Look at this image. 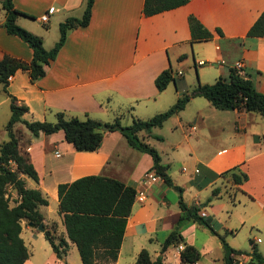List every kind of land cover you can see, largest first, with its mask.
Here are the masks:
<instances>
[{"label": "crops", "instance_id": "0c3cea01", "mask_svg": "<svg viewBox=\"0 0 264 264\" xmlns=\"http://www.w3.org/2000/svg\"><path fill=\"white\" fill-rule=\"evenodd\" d=\"M2 1L0 59L8 54L30 61L32 49L5 30ZM143 2L94 0L88 25L67 33L55 59L46 66L45 75L32 81L27 71L19 69L9 78L6 91L2 88L5 98L13 95L19 103L28 106L23 115L28 121H48L59 110L68 116L90 117L104 123L113 122L117 117L121 119L126 111L133 110L136 118L147 119L171 106L178 96L184 93L191 96L184 109L156 127L161 130L169 122L168 133H155L153 129L151 134L139 133L143 141L158 151L172 185L166 184L160 176L154 182L143 181L144 174L154 170L152 157L130 146L117 130H104L100 147L86 152L76 151L64 139L61 130L33 136L24 125L15 126L22 133L20 148L28 153L39 175L33 188L48 196V205L39 208L44 230H49L56 238L66 239L68 249L63 260L67 263L71 261L70 250L77 248L66 236L63 215L58 212L57 190L60 183L82 176L115 178L136 192L144 193L143 200L135 196L114 264H120L121 260L133 264L142 248L148 249L153 258L161 255V244L179 219L180 198L188 206H200L201 214L210 219L213 228L219 233L221 229L224 231L221 234L225 233L229 245L227 236L235 233L231 225H221L216 216L218 211L222 213L228 203L235 204L240 196L255 212L264 213V118L242 109H218L207 99L200 100L202 96L193 91L189 93L187 89L188 82L190 79L194 82V78H187L184 73L172 82L171 96L166 90L171 83L159 91L154 82L156 76L169 67L175 74V62L184 66L191 53L193 60H198L197 64L210 60L219 64L213 81L203 79L200 68L195 87L199 83L214 82L219 76L228 77L231 64L239 60L243 65L240 70H244L255 88L264 93V35H247L264 10V0H189L184 5L150 16L143 14ZM13 4L28 15H19L17 24L40 36L44 47L50 49L58 40L49 39L50 30L59 31V24L67 17H80L86 0H13ZM50 8L48 21L41 22L40 16ZM190 14L211 31L210 39L191 40ZM34 20L42 28L33 27L30 21ZM202 45H209L213 52H206ZM221 60L226 64H221ZM50 154L62 158L61 161L51 165ZM231 170L244 173L247 178L235 183L229 173ZM215 187L221 189L219 196L208 202ZM215 224L219 228H215ZM24 229L38 228L23 220L21 234ZM204 229L208 228L193 221L180 227L184 242L200 253V258L191 264H198L201 258L215 261L218 257L224 263L219 238L206 234ZM252 240L255 244L259 241L257 237ZM185 243L179 245L184 247ZM150 245L156 246L151 250ZM179 245L169 247L162 254L164 264H170L167 253L173 256L172 264H186L180 261ZM256 246L258 248V244ZM244 255L250 259L248 254ZM51 257L57 259L53 252Z\"/></svg>", "mask_w": 264, "mask_h": 264}, {"label": "trees", "instance_id": "16d2710c", "mask_svg": "<svg viewBox=\"0 0 264 264\" xmlns=\"http://www.w3.org/2000/svg\"><path fill=\"white\" fill-rule=\"evenodd\" d=\"M189 0H144L142 12L150 16L165 10L184 5ZM94 0H86L85 8L80 17L70 16L59 24V38L50 49H46L40 36L17 24L19 15L28 16L16 9L13 0H3L5 10L4 27L8 34L16 35L32 49L30 61L5 54L0 59V83L4 91L9 78L19 69L28 72L32 81L45 75L46 66L54 60L59 49L64 44L67 33L77 27L88 25ZM32 17V16H31ZM33 18V17H32ZM191 40H208L212 33L194 15L188 16ZM222 34L220 29H217ZM248 36L264 35V10L247 32ZM196 65V63H195ZM175 81L173 70L169 67L160 72L154 82L162 91ZM193 92L207 99L218 109H242L247 112L260 114L264 118V93L258 91L252 79L244 72L231 68L228 77L219 76L212 83H199ZM10 98L11 114L5 125L8 139L0 143V264H24L29 257V251L21 237L22 221L32 223L37 228L43 223L40 206L48 205V196L37 188L27 187L23 176L38 182L39 175L27 152L20 148L22 133L15 126L22 124L33 136L39 133L52 134L63 131L64 139L71 143L76 151H95L102 142L106 130L121 132L130 146L148 153L152 157L153 169L163 179L172 185L167 174V166L161 163L158 151L139 137L140 131L151 134L152 129L161 127L172 115L178 113L190 100V94L184 93L177 97L165 111L141 119L134 117L130 125L123 126L117 117L110 123L86 117L80 119L68 116L64 111L55 112V121H28L23 115L28 106L19 103L13 95ZM161 139L160 136H157ZM228 173V172H226ZM235 183L247 178L246 174H237L235 170L229 172ZM9 188L15 192L10 198ZM179 191L181 188L177 187ZM58 212L63 215L67 238L75 244L82 264H114L123 240L127 218L135 200L136 190L123 182L101 175H86L71 182L58 185ZM220 187L213 188L208 202L219 196ZM181 210L177 224L161 244L160 253L152 257L148 249L138 251L133 264H164L162 254L171 246L185 243L180 227L187 221L196 222L209 229L216 235L223 247L224 264H236L235 255L244 252L232 248L225 239V233L217 232L209 218L203 217L200 206H188L182 198L179 199ZM49 241L53 254L57 259H63L68 249L64 237L56 238L49 230L43 231ZM251 251L249 264L264 263V256L259 252L256 244L250 239ZM181 263H195L200 258L199 251L191 244H184L179 253Z\"/></svg>", "mask_w": 264, "mask_h": 264}, {"label": "rangeland", "instance_id": "374dc122", "mask_svg": "<svg viewBox=\"0 0 264 264\" xmlns=\"http://www.w3.org/2000/svg\"><path fill=\"white\" fill-rule=\"evenodd\" d=\"M30 22L33 27L42 28L41 27L42 25H39L36 20L30 21ZM52 32H54V34ZM58 36H59V31L50 30V37H49L50 40L53 39V37L54 39H58ZM200 44H205V43H200ZM202 47L208 53L213 52L212 48L209 45H202ZM197 61H198L197 59L196 61L193 60V56L190 53L188 57V62L184 66H178L177 62H175V64L173 65L175 77L178 76L177 71L181 69L182 74L184 73L187 78L188 76L190 78H194V82H191V79H190V82H188L189 86L187 89L189 90V93L195 89L196 79L199 77L198 70L200 68H201L200 71L202 73V78L213 81L212 77L214 73H216V68L219 65L218 63H215L213 60H210L206 63L199 64V65L196 63ZM2 88L3 87L0 83V143L8 139V134L5 129V125L7 121L9 120V117L11 114L10 98H5ZM166 90L167 92H170V96H171L172 90H174V85L172 82L169 85V87H167ZM200 100H203L205 102L206 99L204 97H201ZM133 116L135 117L137 116L134 110L126 111L125 115L122 116V118L120 119L121 124L123 126L130 125L132 122V119L134 118ZM48 121H51V122L55 121V115H52L48 119ZM169 124H170L169 122L166 123L165 127L161 130L157 128H153V130L155 133H158V132L168 133ZM17 126H21V124ZM24 129L28 131L26 128ZM142 133H146V132L142 131ZM21 141H22V138H21ZM155 143L159 144L160 142L155 141ZM20 146H22L21 142H20ZM61 159L62 158H56L51 154L48 156V161L51 165L52 164L56 165L58 162L61 161ZM23 178L26 182V186L33 188L35 181L26 176H23ZM8 194L11 199H13L16 196L15 192L10 188H9ZM239 199H240V196L236 198L235 204L228 203L226 207L223 209V212L219 213L218 211L216 213V216L219 217L220 219L219 222L221 223V225L222 224L231 225L233 227V232L235 234H229L227 237L230 240V245H232L236 250H240L244 252L243 254L249 253L251 251L250 239H253V237H257L259 241H256V244H258L259 250L264 255V213L258 212V211L255 212L254 209H251L250 207H248L249 206L248 201H243L242 199L240 200ZM243 221L245 222L243 223ZM214 227L219 228V225L215 224ZM204 230L206 234L208 235L211 233L208 229H204ZM220 232L222 233L224 231L221 229ZM21 237L23 238L25 245L27 246V249L29 251V257L24 262V264H82L78 251L76 249H74V251L70 250L68 256H69V259L71 258V261L68 263L64 261L63 259L58 260V259L52 258L51 257V252H52L51 245L49 241L46 239V237L44 236V234L42 233V231L38 229H24L22 231ZM155 246L156 245L154 246L150 245L149 247L152 250V247H155ZM120 262H121L120 264H125V260H121ZM167 262L170 264L174 263V259L171 253H167ZM186 264H191V263H186ZM198 264H224V263L221 260V258L218 257L215 261L213 260L207 261L205 258L204 259L201 258ZM242 264H249V261H242Z\"/></svg>", "mask_w": 264, "mask_h": 264}, {"label": "built area", "instance_id": "2783aa9c", "mask_svg": "<svg viewBox=\"0 0 264 264\" xmlns=\"http://www.w3.org/2000/svg\"><path fill=\"white\" fill-rule=\"evenodd\" d=\"M52 11V8H50L47 12H45L44 14H42L39 18V20L41 22H47L48 21V18H49V12ZM221 64H226V61L225 60H221L220 62ZM198 64H203V61H199ZM231 67L234 68V69H237V70H240L242 69L243 65L241 63V61L237 60L235 62H233L231 64ZM178 75H181L182 74V71H178L177 72ZM194 128V126L192 127ZM58 153V152H57ZM160 177L159 175L155 172V170H152V171H149V172H146L144 174V177H143V181H151V182H154V181H157L159 180ZM136 198L138 200H143L144 198V193L142 191H138L136 192ZM183 249V246L179 245L178 248H177V251H180ZM235 258V263H238V264H242V261H249V259L246 258V256L244 254H239V255H235L234 256Z\"/></svg>", "mask_w": 264, "mask_h": 264}, {"label": "water", "instance_id": "95a60500", "mask_svg": "<svg viewBox=\"0 0 264 264\" xmlns=\"http://www.w3.org/2000/svg\"><path fill=\"white\" fill-rule=\"evenodd\" d=\"M102 130H106V126H102ZM29 226H32L33 227V224L32 223H28ZM40 231H44V225L43 223H40L37 227Z\"/></svg>", "mask_w": 264, "mask_h": 264}]
</instances>
